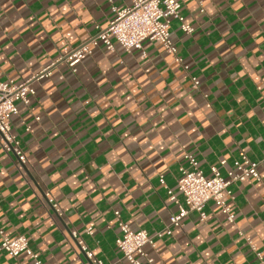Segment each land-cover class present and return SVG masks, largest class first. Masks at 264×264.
Masks as SVG:
<instances>
[{"label": "crops", "instance_id": "crops-1", "mask_svg": "<svg viewBox=\"0 0 264 264\" xmlns=\"http://www.w3.org/2000/svg\"><path fill=\"white\" fill-rule=\"evenodd\" d=\"M128 5L0 0V81L51 69L10 119L25 162L0 143V239L25 235L43 264H86L78 240L105 264H129L114 211L134 230L164 229L177 206L160 175L175 191L184 154L206 175L212 166L225 174L244 154L260 178L231 185L233 221L209 202L204 219L188 214L157 254L147 251L153 264H260L244 237L264 256V0H182L193 32L170 25L181 63L152 41L142 51L92 47L75 73L59 61L108 24L111 7ZM0 264L34 263L1 252Z\"/></svg>", "mask_w": 264, "mask_h": 264}, {"label": "built area", "instance_id": "built-area-1", "mask_svg": "<svg viewBox=\"0 0 264 264\" xmlns=\"http://www.w3.org/2000/svg\"><path fill=\"white\" fill-rule=\"evenodd\" d=\"M129 5L117 9L111 7L113 17L104 27L94 26L93 33L84 42L71 49L64 56L59 58L66 64L68 69L75 73L78 64L85 55L91 54L92 47L103 46L106 50H114L115 45L121 47L124 51L141 50L144 41L158 43L162 49L173 56L174 60L181 63L177 48L170 39V25L173 20L179 22L180 29L190 34L193 28L184 22L180 14L182 0H128ZM188 67L184 65V69ZM51 69H43L33 77L20 83L12 81H0V143L6 152L15 155L20 163H24L26 157L19 141L11 132L10 119L19 113L21 106H28L35 94L33 82L51 75ZM193 87H197L198 81L192 77ZM183 158L189 165L188 168L180 166L179 176L176 181V190L166 186L163 175L159 176V183L162 185L168 198L177 206V211L169 217V225L164 229L149 233L144 229H132L124 222L119 211H114V219L120 231L119 237L115 241L117 249L120 251L123 259L129 264H153L152 254L158 253L157 242L165 235H170V227H180L183 219L190 213H197L200 219L205 218L204 208L207 203H213L222 213H224L229 222H232L234 215L229 206V201L233 199L231 185L246 179L259 180L258 161H252L244 154L233 162V165L225 174H222L217 167H210V175L198 167L197 161L193 155L184 154ZM264 160V157H263ZM221 164H225L222 160ZM181 195V200L177 197ZM48 201L57 213L59 207L57 203L49 198ZM91 233V228L86 229ZM76 238V232L72 233ZM239 236L243 237L240 232ZM246 244L250 247L260 264H264V256L257 250L253 240L244 237ZM78 246L85 256L86 264H105L98 259L82 240H78ZM4 252L12 257L25 255L30 258L34 264H43L39 255L32 251L28 239L25 235L8 237L1 235L0 253Z\"/></svg>", "mask_w": 264, "mask_h": 264}]
</instances>
